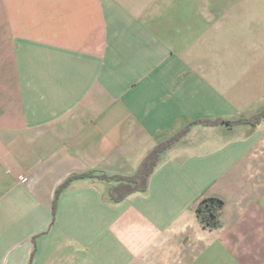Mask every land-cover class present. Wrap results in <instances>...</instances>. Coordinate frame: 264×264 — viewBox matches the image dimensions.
I'll list each match as a JSON object with an SVG mask.
<instances>
[{"label": "crops", "instance_id": "0c3cea01", "mask_svg": "<svg viewBox=\"0 0 264 264\" xmlns=\"http://www.w3.org/2000/svg\"><path fill=\"white\" fill-rule=\"evenodd\" d=\"M263 112L264 0H0V264H264Z\"/></svg>", "mask_w": 264, "mask_h": 264}, {"label": "trees", "instance_id": "16d2710c", "mask_svg": "<svg viewBox=\"0 0 264 264\" xmlns=\"http://www.w3.org/2000/svg\"><path fill=\"white\" fill-rule=\"evenodd\" d=\"M263 121L264 112L255 119L242 122H248L250 124H260ZM201 123L215 124L217 122L201 121ZM186 132L187 130L179 133L178 135L169 139L166 142L158 144L153 149V151L147 156V158L144 160L141 167L134 176L128 178L114 177V179L123 181L125 183L124 185L113 190L112 194L114 200L116 202H120L130 194L145 191L148 186L149 178L151 177L159 163L161 154L168 150L170 147H172V145L179 139H181L186 134ZM102 177L108 178L107 176ZM223 206V202L220 199L216 198H208L201 201L196 209L197 217L201 225L209 230L218 229L221 224Z\"/></svg>", "mask_w": 264, "mask_h": 264}, {"label": "built area", "instance_id": "2783aa9c", "mask_svg": "<svg viewBox=\"0 0 264 264\" xmlns=\"http://www.w3.org/2000/svg\"><path fill=\"white\" fill-rule=\"evenodd\" d=\"M26 181H27V179H24V178L22 179V182H26Z\"/></svg>", "mask_w": 264, "mask_h": 264}]
</instances>
